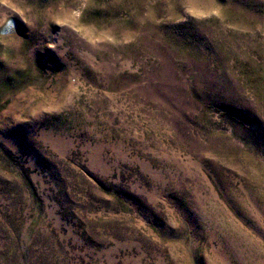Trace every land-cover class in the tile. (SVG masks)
<instances>
[{
    "label": "rangeland",
    "instance_id": "1",
    "mask_svg": "<svg viewBox=\"0 0 264 264\" xmlns=\"http://www.w3.org/2000/svg\"><path fill=\"white\" fill-rule=\"evenodd\" d=\"M0 264H264V0H0Z\"/></svg>",
    "mask_w": 264,
    "mask_h": 264
}]
</instances>
